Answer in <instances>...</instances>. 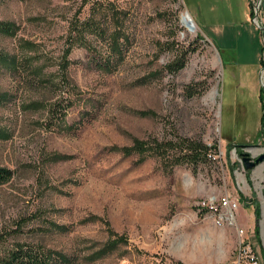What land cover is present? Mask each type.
<instances>
[{
	"label": "rangeland",
	"instance_id": "obj_1",
	"mask_svg": "<svg viewBox=\"0 0 264 264\" xmlns=\"http://www.w3.org/2000/svg\"><path fill=\"white\" fill-rule=\"evenodd\" d=\"M215 1L0 0V256L245 264V242L264 264V160L245 169L241 156L264 153V33L216 28L230 19ZM81 21L100 30L71 41ZM182 140L190 163L175 162ZM224 195L238 200L232 224L195 206Z\"/></svg>",
	"mask_w": 264,
	"mask_h": 264
},
{
	"label": "trees",
	"instance_id": "obj_2",
	"mask_svg": "<svg viewBox=\"0 0 264 264\" xmlns=\"http://www.w3.org/2000/svg\"><path fill=\"white\" fill-rule=\"evenodd\" d=\"M262 7V12L264 15V8L263 5ZM254 15V11L252 10L251 16ZM99 24L97 23H92L90 21H81V23H76L74 26V34L72 36L71 41H81L84 39V34L85 31L88 29H92L94 32L99 31ZM114 43V41H113ZM119 44L114 43V48L113 52L118 54V51L120 48L117 49V46ZM121 50V49H120ZM264 51V45L261 46L260 52ZM105 63L106 60H104L105 66H107ZM184 65V58L183 57H178L175 59L170 65H169V72L170 73H175L179 69H181ZM258 98L261 103V116H260V125L261 129L264 128V87L260 86L258 90ZM58 101L52 102L51 106L48 108L50 114H54V109L57 106ZM180 144H183L186 149L189 150L188 156H181V158L176 159L175 162H180V163H185L188 162L190 163V140H182ZM171 147V146H169ZM206 146L204 145H199V144H194L193 146V155L192 159L193 161H196V159L199 158V154L201 150H205ZM11 176V170L0 167V183L6 181L9 177ZM66 256L64 254H60V252H53L49 250H43L41 247L40 248H34L31 246H25V245H16L14 248H11L8 250L3 256H0V264H66Z\"/></svg>",
	"mask_w": 264,
	"mask_h": 264
},
{
	"label": "built area",
	"instance_id": "obj_3",
	"mask_svg": "<svg viewBox=\"0 0 264 264\" xmlns=\"http://www.w3.org/2000/svg\"><path fill=\"white\" fill-rule=\"evenodd\" d=\"M257 18L255 19L258 21ZM195 206L200 211L209 212L214 217V221L217 224H232L235 221L238 200L228 195L219 198L209 197L196 202ZM240 233H243V230L240 229ZM238 258L245 262V264H258L257 255L251 252L249 245L245 244V242H241L239 245Z\"/></svg>",
	"mask_w": 264,
	"mask_h": 264
},
{
	"label": "crops",
	"instance_id": "obj_4",
	"mask_svg": "<svg viewBox=\"0 0 264 264\" xmlns=\"http://www.w3.org/2000/svg\"><path fill=\"white\" fill-rule=\"evenodd\" d=\"M219 1L221 2L222 5H221V8L218 7L217 9L221 10L224 13V15H219V17L223 18L224 16L226 19H230V20L227 22H222V23L219 22L220 20H218L217 22H212V24L216 26V28L217 26L218 27L223 26L222 28H227V27H234L238 25V28H239L238 31L240 30V32L242 33H244V31L246 30L251 31L249 30V26H252V23H254L252 20L254 15L251 16V12L253 10V5H252L251 0H219ZM262 5L264 8V0H262ZM208 6H209L208 10L210 12L215 11L216 7L213 4V2L211 3V5L210 3H208ZM233 18H235L236 21H232ZM202 22H203L202 25L205 26V21L203 20ZM252 27L254 29L257 28L256 24ZM258 61H259L258 62V65H259L260 56L258 57Z\"/></svg>",
	"mask_w": 264,
	"mask_h": 264
},
{
	"label": "water",
	"instance_id": "obj_5",
	"mask_svg": "<svg viewBox=\"0 0 264 264\" xmlns=\"http://www.w3.org/2000/svg\"><path fill=\"white\" fill-rule=\"evenodd\" d=\"M262 2V0H257L256 4H255V7H254V23L256 24V26L258 28H260L263 33H264V26H260V24L258 23V21L255 19L257 18V14H258V9L260 7V3ZM188 26L191 27V24L189 23ZM241 156H242V160L244 162V168L247 169V168H250L256 164H258L259 162L263 161L264 160V153L260 154L259 156H257L254 160H251L249 161L250 157H249V152L248 151H245L243 153H241Z\"/></svg>",
	"mask_w": 264,
	"mask_h": 264
},
{
	"label": "bare ground",
	"instance_id": "obj_6",
	"mask_svg": "<svg viewBox=\"0 0 264 264\" xmlns=\"http://www.w3.org/2000/svg\"><path fill=\"white\" fill-rule=\"evenodd\" d=\"M182 22L185 26H187L190 30H193L196 25L193 21V19L191 18V16L189 15L188 12H184L183 15H182ZM191 24V27L188 26V24ZM251 151H253L254 154H257L259 152H261V149H251ZM242 177V176H241Z\"/></svg>",
	"mask_w": 264,
	"mask_h": 264
}]
</instances>
